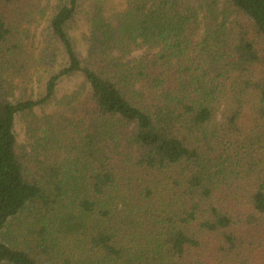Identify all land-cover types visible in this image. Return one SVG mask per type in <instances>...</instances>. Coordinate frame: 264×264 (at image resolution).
<instances>
[{"label": "trees", "instance_id": "1", "mask_svg": "<svg viewBox=\"0 0 264 264\" xmlns=\"http://www.w3.org/2000/svg\"><path fill=\"white\" fill-rule=\"evenodd\" d=\"M41 1L0 0V264H264V0H92L83 53L58 0L35 61Z\"/></svg>", "mask_w": 264, "mask_h": 264}, {"label": "rangeland", "instance_id": "2", "mask_svg": "<svg viewBox=\"0 0 264 264\" xmlns=\"http://www.w3.org/2000/svg\"><path fill=\"white\" fill-rule=\"evenodd\" d=\"M58 0H42L40 10L33 18V21L26 26V44L27 50L32 54L33 59L37 61L41 47H42V38L48 21L54 12V8ZM111 5H114L117 0H108ZM92 0H82L81 1V10L79 15L76 18L74 25L71 28V34L76 40L78 50L83 53L85 46L81 39V32L86 29L85 25V16L89 7L91 6ZM33 76L34 81L31 84V90L34 97H39L44 88L45 79L48 75V71L42 66L34 64L33 67ZM83 80L80 76L72 77H63L61 78L56 87V97L49 104L36 107L35 114L39 117L44 115L53 114L61 110V104L59 100L64 96L72 93L77 90ZM26 119L22 114H17L14 122V133L16 136L17 143L20 146L26 147L28 149L29 143L31 142L27 133L26 128Z\"/></svg>", "mask_w": 264, "mask_h": 264}]
</instances>
